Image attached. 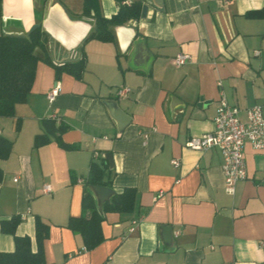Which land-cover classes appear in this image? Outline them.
<instances>
[{"label":"crops","instance_id":"obj_1","mask_svg":"<svg viewBox=\"0 0 264 264\" xmlns=\"http://www.w3.org/2000/svg\"><path fill=\"white\" fill-rule=\"evenodd\" d=\"M43 1L0 0V36L25 37L40 24L52 62L84 53L86 66L80 80L57 79L39 61L27 101L15 106L20 130L15 118H0L11 143L0 160V222L19 216L16 235L35 251L39 217L49 229L45 264H264V150L245 143L246 179L230 195L220 152L185 147L212 131L222 94L241 120L254 106L264 120V0H141L145 18L114 28V43H84L94 22L81 16L83 0ZM99 5L105 18L118 11L113 0ZM179 54L190 60L177 67ZM108 103L123 115L121 129ZM45 122L67 127V149L56 137L34 148ZM92 161L107 165L114 193L132 188L137 200L133 213L106 214L104 241L85 251L66 224L81 215ZM14 247L0 232V252Z\"/></svg>","mask_w":264,"mask_h":264},{"label":"trees","instance_id":"obj_2","mask_svg":"<svg viewBox=\"0 0 264 264\" xmlns=\"http://www.w3.org/2000/svg\"><path fill=\"white\" fill-rule=\"evenodd\" d=\"M47 0L42 5L45 6ZM118 5V11L111 18H105L100 9L99 0H83L81 16L93 20L94 25L85 42L97 40L104 43H114V28L123 26L141 18L143 3L141 0H113ZM130 1V4L127 2ZM258 12H249L246 17H256ZM47 35L37 24L25 37L0 36V118H15V106L24 104L29 96L36 65L42 61L52 67L58 79L63 73L80 80L85 71L86 59L82 53L79 61L58 65L49 58L46 46ZM45 122V132L36 136L34 148L50 143L56 137L60 146L68 148L60 141V135L67 130L64 125L54 126ZM21 120L15 118V130H20ZM72 149V148H70ZM11 143L0 137V160L8 158ZM2 171L0 170V180ZM83 196L81 201V215L69 218L66 227L77 232L85 251H91L103 241L101 224L108 213L130 214L136 207L137 192L132 188H125L120 193H114L101 209L97 207L91 187L99 186L113 190L111 174L107 165L92 161L87 176L83 179ZM21 223L19 216L0 222V232L13 237L14 251L0 252V264H45L43 242L47 239L48 226L39 218H35L36 250L32 251L31 240L28 236H17L16 229Z\"/></svg>","mask_w":264,"mask_h":264},{"label":"built area","instance_id":"obj_3","mask_svg":"<svg viewBox=\"0 0 264 264\" xmlns=\"http://www.w3.org/2000/svg\"><path fill=\"white\" fill-rule=\"evenodd\" d=\"M190 60L188 55L179 54L173 59L177 67L185 65ZM57 87L51 90L47 98L52 101L58 94ZM129 90L119 92L123 97ZM239 109L230 106L222 94L219 100L216 116L213 121L211 132L200 137L190 138L185 147L196 152H204L210 149H217L222 156V174L224 178L225 191L233 195L235 186L246 179L245 162L243 151L245 143H249L253 150H264V120L260 106H254L245 112V121L239 117ZM174 167L179 166L177 160H173ZM17 181V178L14 179ZM46 187L44 193H49ZM264 247V242L262 243Z\"/></svg>","mask_w":264,"mask_h":264},{"label":"water","instance_id":"obj_4","mask_svg":"<svg viewBox=\"0 0 264 264\" xmlns=\"http://www.w3.org/2000/svg\"><path fill=\"white\" fill-rule=\"evenodd\" d=\"M154 1L156 4H161V0H154ZM146 13H147V6H143L141 17L145 18ZM108 106H110L112 109L111 113H112L113 117L120 119L122 121H125L121 112L119 110H117L113 104L108 103ZM125 123H126V121L123 124L122 123L120 124V129L123 127L122 125H125ZM108 161L110 162L109 157H108ZM90 189L98 201L99 209H101L102 205L105 202H107L111 198V196L114 194L113 190L108 189V188H104V187L93 186ZM165 230L167 231L168 228H165Z\"/></svg>","mask_w":264,"mask_h":264}]
</instances>
